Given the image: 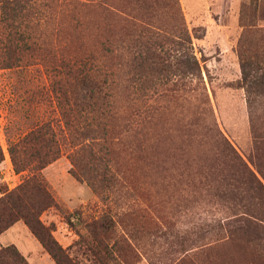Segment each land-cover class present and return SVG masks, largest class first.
Here are the masks:
<instances>
[{
    "label": "rangeland",
    "instance_id": "obj_1",
    "mask_svg": "<svg viewBox=\"0 0 264 264\" xmlns=\"http://www.w3.org/2000/svg\"><path fill=\"white\" fill-rule=\"evenodd\" d=\"M42 1L45 34L108 47L119 118L79 151L61 77L0 68V191L40 178L39 220L75 264H264V0ZM42 121L58 152L35 171L14 144Z\"/></svg>",
    "mask_w": 264,
    "mask_h": 264
},
{
    "label": "trees",
    "instance_id": "obj_2",
    "mask_svg": "<svg viewBox=\"0 0 264 264\" xmlns=\"http://www.w3.org/2000/svg\"><path fill=\"white\" fill-rule=\"evenodd\" d=\"M56 2L61 5L63 0ZM44 3L42 0H0V68L41 65L52 76L61 77L63 93L67 95L66 115L73 113L72 106H76L75 112L80 124L77 150L82 151L90 148L93 139H104L107 134L105 126L111 120L119 118L111 108L113 69L107 58L109 50L102 42L100 50H97L102 59H97L90 52L82 54L78 47L69 48L57 38L59 25L52 29L53 33L45 34L46 16L36 8L38 5H45ZM173 5H176V0H173ZM189 58L181 62L182 71L194 75V71H198V63L194 57ZM135 111L134 114L138 116V108ZM98 124H101L99 132ZM65 127L67 132H71V124L65 123ZM26 134L27 137L20 138L14 146H20L21 153L32 151L29 156L33 163L27 162L24 167L38 171L53 160L58 152L53 139L54 131L48 121H42ZM222 139L227 143L225 138ZM229 149L232 151L230 146ZM9 153L14 171H19L18 161L15 156L13 158L11 150ZM250 173L247 170V176ZM251 177L259 191V198H264L263 184L252 173ZM247 182L250 183V179ZM0 192V232L16 220H21L54 264H75L52 237L49 228L39 220L40 212L52 202L40 178L32 174L15 188ZM243 214L257 219L250 213ZM0 264H26V259L13 244H8L0 246Z\"/></svg>",
    "mask_w": 264,
    "mask_h": 264
},
{
    "label": "crops",
    "instance_id": "obj_3",
    "mask_svg": "<svg viewBox=\"0 0 264 264\" xmlns=\"http://www.w3.org/2000/svg\"><path fill=\"white\" fill-rule=\"evenodd\" d=\"M8 244H13L16 247L25 257L26 264H33L35 259L52 264L49 255L21 220H16L0 232V246Z\"/></svg>",
    "mask_w": 264,
    "mask_h": 264
}]
</instances>
